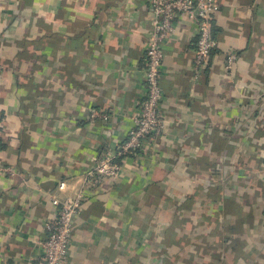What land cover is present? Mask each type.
<instances>
[{
    "label": "crops",
    "instance_id": "1",
    "mask_svg": "<svg viewBox=\"0 0 264 264\" xmlns=\"http://www.w3.org/2000/svg\"><path fill=\"white\" fill-rule=\"evenodd\" d=\"M219 2L198 77L196 25L177 19L167 134L134 158L123 144L146 91L145 2L0 0V264H45L53 198L109 153L121 171L88 189L67 264H264V0Z\"/></svg>",
    "mask_w": 264,
    "mask_h": 264
},
{
    "label": "built area",
    "instance_id": "2",
    "mask_svg": "<svg viewBox=\"0 0 264 264\" xmlns=\"http://www.w3.org/2000/svg\"><path fill=\"white\" fill-rule=\"evenodd\" d=\"M152 15V22L146 35L147 64L144 71L145 95L139 105V112L133 118L134 126L129 129L123 144L126 156L140 158L157 156L160 144L167 134V123L161 109L164 92L161 71L164 64V45L176 30L178 18L195 23L197 43L193 55V73L198 77L203 73L211 53L218 42L213 36V24L220 13L219 0H143ZM237 61L234 53L228 55L226 69L232 70ZM105 112L92 111L90 120H108ZM122 168L114 153H109L94 167L88 169L83 178V188L74 196L52 200L56 217L45 224L47 239L42 243L45 264H67L71 240L77 216L82 212L88 197V189L96 190L108 181L115 180ZM0 170L8 171L10 168ZM62 182L60 188L64 189Z\"/></svg>",
    "mask_w": 264,
    "mask_h": 264
},
{
    "label": "trees",
    "instance_id": "3",
    "mask_svg": "<svg viewBox=\"0 0 264 264\" xmlns=\"http://www.w3.org/2000/svg\"><path fill=\"white\" fill-rule=\"evenodd\" d=\"M212 31H213V29H212ZM214 36V35H213Z\"/></svg>",
    "mask_w": 264,
    "mask_h": 264
}]
</instances>
